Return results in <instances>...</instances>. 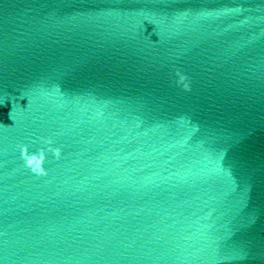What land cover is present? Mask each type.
<instances>
[{"label":"water","instance_id":"water-1","mask_svg":"<svg viewBox=\"0 0 264 264\" xmlns=\"http://www.w3.org/2000/svg\"><path fill=\"white\" fill-rule=\"evenodd\" d=\"M0 264H264V0H0Z\"/></svg>","mask_w":264,"mask_h":264},{"label":"clouds","instance_id":"clouds-1","mask_svg":"<svg viewBox=\"0 0 264 264\" xmlns=\"http://www.w3.org/2000/svg\"><path fill=\"white\" fill-rule=\"evenodd\" d=\"M178 84L182 85L185 90L189 89L187 77L177 70ZM45 144L48 145L47 152H51L57 159L61 156L60 148L51 147L52 141L47 140ZM21 157L25 161L26 166L32 170L33 173L38 175H45L44 163L46 160V151L41 148L37 154H29L27 146L21 145Z\"/></svg>","mask_w":264,"mask_h":264}]
</instances>
